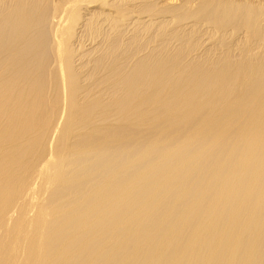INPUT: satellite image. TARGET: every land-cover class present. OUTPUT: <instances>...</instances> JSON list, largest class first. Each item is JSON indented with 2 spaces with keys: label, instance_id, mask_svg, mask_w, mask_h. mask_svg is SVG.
Returning <instances> with one entry per match:
<instances>
[{
  "label": "bare ground",
  "instance_id": "obj_1",
  "mask_svg": "<svg viewBox=\"0 0 264 264\" xmlns=\"http://www.w3.org/2000/svg\"><path fill=\"white\" fill-rule=\"evenodd\" d=\"M0 264H264V0H0Z\"/></svg>",
  "mask_w": 264,
  "mask_h": 264
}]
</instances>
